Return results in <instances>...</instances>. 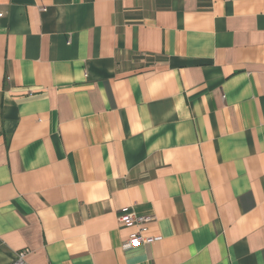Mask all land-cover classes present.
I'll return each instance as SVG.
<instances>
[{
	"label": "crops",
	"instance_id": "1",
	"mask_svg": "<svg viewBox=\"0 0 264 264\" xmlns=\"http://www.w3.org/2000/svg\"><path fill=\"white\" fill-rule=\"evenodd\" d=\"M21 251L264 264V0H0V264Z\"/></svg>",
	"mask_w": 264,
	"mask_h": 264
},
{
	"label": "built area",
	"instance_id": "2",
	"mask_svg": "<svg viewBox=\"0 0 264 264\" xmlns=\"http://www.w3.org/2000/svg\"><path fill=\"white\" fill-rule=\"evenodd\" d=\"M123 214L124 215L120 217L119 222L125 227H132L133 225H139L142 223L144 224L151 220L150 217H136L131 213H127L126 211H124ZM140 231L132 232L131 234H129L127 240L124 242L122 247L124 249L138 248L142 245L149 244L153 240H155L152 238L144 237L143 235H141ZM26 254V251H21L17 253L15 259L9 264H27L25 262Z\"/></svg>",
	"mask_w": 264,
	"mask_h": 264
}]
</instances>
